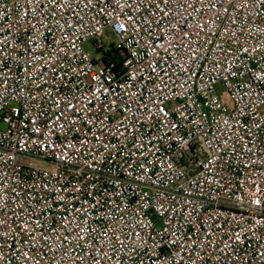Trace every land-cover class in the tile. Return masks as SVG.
<instances>
[{
    "label": "built area",
    "instance_id": "obj_1",
    "mask_svg": "<svg viewBox=\"0 0 264 264\" xmlns=\"http://www.w3.org/2000/svg\"><path fill=\"white\" fill-rule=\"evenodd\" d=\"M0 124V264H264V0H0Z\"/></svg>",
    "mask_w": 264,
    "mask_h": 264
},
{
    "label": "rangeland",
    "instance_id": "obj_2",
    "mask_svg": "<svg viewBox=\"0 0 264 264\" xmlns=\"http://www.w3.org/2000/svg\"><path fill=\"white\" fill-rule=\"evenodd\" d=\"M111 39V40H109L108 42H107V45L108 46H110V44L111 43H113L114 42V39L111 37V32L109 31V30H107V32H106V34H105V36H104V40H107V39ZM86 49L87 50H91V44H88L87 46H86ZM0 128H3V125L2 124H0ZM48 167H49V165H48ZM50 168V167H49Z\"/></svg>",
    "mask_w": 264,
    "mask_h": 264
},
{
    "label": "trees",
    "instance_id": "obj_3",
    "mask_svg": "<svg viewBox=\"0 0 264 264\" xmlns=\"http://www.w3.org/2000/svg\"><path fill=\"white\" fill-rule=\"evenodd\" d=\"M105 56H106V61H116L117 62V60H118V58H119V56H118V54L116 53V51L114 50V49H112L111 51H109V52H107L106 54H105Z\"/></svg>",
    "mask_w": 264,
    "mask_h": 264
}]
</instances>
